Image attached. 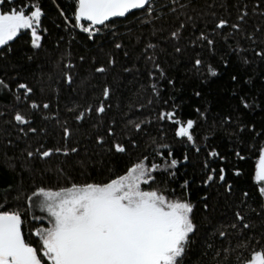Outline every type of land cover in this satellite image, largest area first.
Wrapping results in <instances>:
<instances>
[{
	"label": "trees",
	"instance_id": "obj_1",
	"mask_svg": "<svg viewBox=\"0 0 264 264\" xmlns=\"http://www.w3.org/2000/svg\"><path fill=\"white\" fill-rule=\"evenodd\" d=\"M24 3H39L44 12L42 27L48 31L42 33L39 49L32 47L28 31L10 42L11 51L0 49V79L9 85L0 87V203L7 195L6 207H25L24 194L37 185L57 188L71 182L105 180L113 173L123 174L145 156L149 163L162 164L169 149L160 146L169 145L180 164L174 170L154 172L153 186L169 198L189 199L195 205L198 230L183 264H242L252 248L260 247L253 237L264 234V198L253 179L258 149L264 143V58L256 55L264 51V0H156L150 16L137 13L117 20L115 27L105 29L95 40L65 21L68 16L74 23V0ZM221 19L228 24L217 28ZM172 32H178V38ZM201 33L214 43L201 39ZM149 44L156 47L149 48ZM197 58L202 61L199 71L194 67ZM69 63L74 67H68ZM209 65L217 70L216 76L209 74ZM99 67L105 71L97 72ZM66 74L71 75V83ZM18 83H27L33 93L25 98L23 90L17 91ZM105 87L110 89L107 99ZM240 97L252 106L245 108ZM33 100L48 103L49 108L32 109ZM101 102L103 114L96 112ZM174 106L181 120L196 121L192 129L195 144L177 137L176 125L159 118ZM89 107L90 113L86 111ZM17 111L28 116L29 125L14 120ZM80 113L84 118L77 120ZM32 127L36 132L29 130ZM65 127L71 130L67 146L78 151L41 157L37 149L65 146ZM100 136L104 144L98 142ZM116 141L126 145V154L107 151ZM212 151L220 155L211 157ZM28 152L34 154L30 157ZM206 160L217 176L224 168V182L203 183L208 173ZM237 169L240 175L235 174ZM185 179L187 190L181 187ZM244 192L249 195L245 197ZM17 195L20 200L15 199ZM237 210L251 228H242L235 217ZM26 219V232L48 226L31 216ZM221 231L226 235L221 236ZM31 239L35 244L38 238ZM245 243L248 248L242 246Z\"/></svg>",
	"mask_w": 264,
	"mask_h": 264
},
{
	"label": "snow or ice",
	"instance_id": "obj_2",
	"mask_svg": "<svg viewBox=\"0 0 264 264\" xmlns=\"http://www.w3.org/2000/svg\"><path fill=\"white\" fill-rule=\"evenodd\" d=\"M172 2L175 3V0ZM155 10L156 0H75L74 23L68 16H64V19L73 28H79L87 33L89 39L95 40L105 29L115 27L120 18L127 19L136 16L137 13L150 16ZM61 15H64L63 11ZM43 16L44 12L39 3L25 4L24 0H20V5L17 6V0H0V48L11 51L9 42L14 41L24 31L30 32L32 47L41 48V41L44 38L42 33L48 31L47 28L42 27ZM243 18L240 17L241 20ZM227 24V20L221 19L216 27L224 28ZM232 27L238 28L239 25ZM171 35L178 38V32H172ZM201 39L207 40L209 45L214 43L203 33ZM116 47L120 48L121 45L117 44ZM148 47L154 49L156 45L149 44ZM180 50V48L176 49L177 52ZM256 55L264 58V51ZM201 65V59H195L194 67L197 71ZM68 67L74 65L69 63ZM155 67L159 69L158 64ZM207 70L211 76L218 74L211 65ZM96 71L102 73L105 68L99 67ZM160 73L163 76L162 69ZM66 79L71 83L70 74H66ZM232 80L235 81L236 76L233 75ZM169 83L174 82L169 81ZM0 87L8 88L9 85L0 79ZM152 88L153 91L157 90L155 84ZM20 90H23L25 98L33 93V89L27 83H18L17 91ZM109 95L110 89L105 87L104 98L107 99ZM196 95L199 96L200 93L197 92ZM20 98V95L16 96L18 101ZM240 101L245 108L252 106L243 97H240ZM41 107L48 109L49 104L41 105L34 100L31 102L32 109ZM86 111L90 113L91 107ZM196 111L200 113L199 108ZM96 112L100 114L105 112L103 102L98 105ZM200 114L204 115V113ZM83 118L84 113L76 116L77 120ZM159 118L176 125L177 137L186 138L187 141L195 144L192 129L196 121L181 120L176 114L175 106L173 111H162ZM14 120L20 125L30 124L28 116L20 111L15 112ZM134 126L137 130L141 128L139 123ZM29 130L36 132L34 127ZM253 131H255L254 127ZM63 132L65 146L47 148L42 152L37 149L41 157L47 158L53 154L68 156L78 151L76 147L67 146L71 130L65 127ZM108 132L115 135L112 129H108ZM98 142L104 144V137L100 136ZM160 147L169 149L168 157L164 158L162 164H157L155 161L149 163L148 157L145 156L132 164L123 174L113 173L112 177L105 180L71 182L69 186L57 188L37 185L30 194H24L25 207L18 205L6 207L8 198L5 195L3 203H0V264H183L198 230L193 215L195 205L189 199L169 198L164 190L153 186L156 181L154 172L160 169L174 170L180 164V161L172 156L171 146ZM107 151L113 154H126L128 149L124 143L116 141ZM196 151L199 152L200 149L197 147ZM258 152L253 179L258 186L259 195L264 198V143H261ZM33 154L28 152L30 157ZM159 155L164 157L163 152ZM209 155L218 157L220 154L212 151ZM236 155L244 159L239 152ZM183 159L187 161L188 156L185 154ZM204 167L208 169L203 181L205 185L215 180L225 181L224 168H220L217 176L215 168L209 169L207 160L204 162ZM175 174V171L170 172L172 176ZM235 174L240 175V170L237 169ZM188 186L189 181L185 179L181 187L187 190ZM227 188L229 192L232 191L230 184ZM243 195L247 197L249 193L244 192ZM20 198L19 195L15 197L16 200ZM207 207L205 203L204 208ZM261 207L264 209V205ZM36 209L46 215H35ZM28 216L35 221L46 220L48 226L35 227L26 232L24 226ZM235 217L243 229L252 227L246 222L241 211L237 210ZM231 227L235 228L236 225L233 224ZM220 235L225 236L226 233L221 231ZM33 236L38 238L35 244L31 239ZM253 239L260 247L252 248L250 256L244 259L242 264H264V234L259 239L255 237ZM242 246L248 248L249 243Z\"/></svg>",
	"mask_w": 264,
	"mask_h": 264
},
{
	"label": "rangeland",
	"instance_id": "obj_3",
	"mask_svg": "<svg viewBox=\"0 0 264 264\" xmlns=\"http://www.w3.org/2000/svg\"><path fill=\"white\" fill-rule=\"evenodd\" d=\"M24 32H27V31H24ZM10 43V42H9ZM1 49V48H0ZM160 170H162V169H160ZM158 171V170H157ZM34 213H35V215H37V216H44V215H46L45 213H41L38 209H36V210H34ZM44 221H46V220H43V221H38L39 223L41 222H44Z\"/></svg>",
	"mask_w": 264,
	"mask_h": 264
},
{
	"label": "water",
	"instance_id": "obj_4",
	"mask_svg": "<svg viewBox=\"0 0 264 264\" xmlns=\"http://www.w3.org/2000/svg\"><path fill=\"white\" fill-rule=\"evenodd\" d=\"M74 1H75V0H74ZM120 19H125V18H120ZM120 19H119V20H120Z\"/></svg>",
	"mask_w": 264,
	"mask_h": 264
},
{
	"label": "crops",
	"instance_id": "obj_5",
	"mask_svg": "<svg viewBox=\"0 0 264 264\" xmlns=\"http://www.w3.org/2000/svg\"><path fill=\"white\" fill-rule=\"evenodd\" d=\"M44 222H47V221H44Z\"/></svg>",
	"mask_w": 264,
	"mask_h": 264
}]
</instances>
